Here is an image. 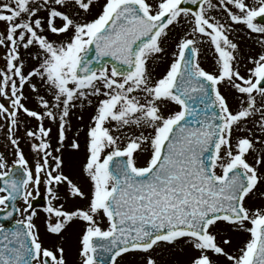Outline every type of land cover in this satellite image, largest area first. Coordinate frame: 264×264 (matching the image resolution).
Masks as SVG:
<instances>
[{
    "label": "snow or ice",
    "instance_id": "1",
    "mask_svg": "<svg viewBox=\"0 0 264 264\" xmlns=\"http://www.w3.org/2000/svg\"><path fill=\"white\" fill-rule=\"evenodd\" d=\"M0 137V264H264V0H0Z\"/></svg>",
    "mask_w": 264,
    "mask_h": 264
},
{
    "label": "rangeland",
    "instance_id": "2",
    "mask_svg": "<svg viewBox=\"0 0 264 264\" xmlns=\"http://www.w3.org/2000/svg\"><path fill=\"white\" fill-rule=\"evenodd\" d=\"M85 119L87 120V115H85ZM5 147H6V145L3 143V137H0V151H4ZM25 151L27 152V147L26 146H25ZM18 218H20V217H18ZM163 255L165 256L166 259H169V258H173V259H176V260H183L184 259L183 255H181L179 252H177L174 257H172L171 254L168 253V252H165ZM71 258H72L73 261H75L77 259L76 256H75V252H73Z\"/></svg>",
    "mask_w": 264,
    "mask_h": 264
},
{
    "label": "water",
    "instance_id": "3",
    "mask_svg": "<svg viewBox=\"0 0 264 264\" xmlns=\"http://www.w3.org/2000/svg\"><path fill=\"white\" fill-rule=\"evenodd\" d=\"M41 201V200H40ZM42 202H38L37 205H42ZM0 222H3L2 220H0ZM8 223H11V221H8Z\"/></svg>",
    "mask_w": 264,
    "mask_h": 264
}]
</instances>
